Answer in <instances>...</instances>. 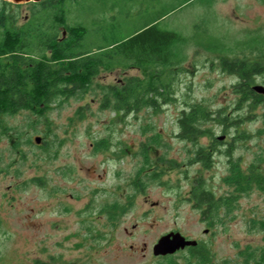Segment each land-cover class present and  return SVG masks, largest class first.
Segmentation results:
<instances>
[{"label": "rangeland", "instance_id": "374dc122", "mask_svg": "<svg viewBox=\"0 0 264 264\" xmlns=\"http://www.w3.org/2000/svg\"><path fill=\"white\" fill-rule=\"evenodd\" d=\"M18 4L20 23L28 19L32 4ZM65 9L69 24L87 28V48L119 41L158 15H164L160 28L193 40L182 49L185 61L173 81L175 100L158 111L115 115L100 107L95 83H116L138 73L115 67L102 70L81 94L41 113L21 110L2 117L0 264H201L188 259V249L152 253L158 238L170 231L199 240L214 263H236L245 250L257 253L264 233L251 221L264 216V191L242 194L233 207L220 210L212 225L190 191L199 179L216 196L232 191L223 181L230 146L241 168L255 162L264 170L261 106L236 109L235 76L220 69L216 53L195 45L197 38L213 35L237 56L254 58L255 52L238 44L250 37L264 39V1L78 0L67 1ZM255 83L263 84V77L256 75ZM193 102L213 111L223 107L228 119L243 118L237 124H220L218 118L204 122L208 134L199 143L210 146L213 137L220 141L207 168L191 162L195 147L178 137L177 117ZM243 131L249 138H236ZM98 140L104 149L95 147ZM155 172L158 176L150 178ZM112 202L123 203L114 220L102 210Z\"/></svg>", "mask_w": 264, "mask_h": 264}, {"label": "trees", "instance_id": "16d2710c", "mask_svg": "<svg viewBox=\"0 0 264 264\" xmlns=\"http://www.w3.org/2000/svg\"><path fill=\"white\" fill-rule=\"evenodd\" d=\"M67 1L78 0L30 1L32 6L28 19L18 23L17 7L20 4L14 3L16 8L10 10L13 3L2 0L0 128L4 127L2 117L21 110L41 113L54 103L81 94L102 70L110 71L115 67L136 69L138 73L125 75L116 83H95L101 108L110 109L115 115L133 113L140 109L158 111L163 105L175 100L173 81L176 70H181L180 65L185 61L182 49L193 40V36L188 38L174 30L160 28L158 22L164 15H158L119 41H113L105 47L87 48V28L82 24L67 22ZM195 45L216 53L220 69L235 76L236 81L231 85L232 92L236 95L235 108L243 105L254 110L261 106L260 115L264 124V94L253 88L254 85L264 86V61L261 59L264 58V39L250 37L238 44L250 54L256 53L252 59L245 54L237 56L236 51L213 35L205 40L197 38ZM229 54L233 56L230 57ZM256 75L263 77V84L255 83ZM227 116L223 107L213 111L200 102L187 103L181 109L177 117L178 137L195 147L191 151V162H200L204 168L210 166L212 153L217 148L216 142L220 141L213 137L214 142L210 146L199 143V139L208 134L202 125L215 118L219 119L220 124L228 121L230 124H237L243 120L242 117L228 119ZM247 136L249 134L243 131L236 138H249ZM101 141L103 143L100 140L95 142V147L99 150L106 147L104 141ZM153 143L157 144L154 140ZM231 152L230 146L225 151L229 156V165L228 172L223 177L224 183L232 188L231 192L216 196L207 188L203 179L193 183L190 191L194 204L202 209L201 212L209 219L210 225L222 208L233 207L242 194H248L253 189L264 191V170L259 169L255 162L246 169L241 168L239 159H233ZM142 154L146 155L145 152ZM146 162L149 160L146 159ZM156 176L158 174L155 172L150 178L154 179ZM32 181L39 183L38 178H32ZM102 208L111 220L123 210L118 205H106ZM251 225L264 233V216L253 219ZM187 248L188 259L194 258L195 262L201 264H218L211 262L210 252L206 247L199 245ZM240 256V261L224 264H264V246L257 253L254 249L245 250Z\"/></svg>", "mask_w": 264, "mask_h": 264}, {"label": "water", "instance_id": "95a60500", "mask_svg": "<svg viewBox=\"0 0 264 264\" xmlns=\"http://www.w3.org/2000/svg\"><path fill=\"white\" fill-rule=\"evenodd\" d=\"M14 3H26V2H37L40 0H7ZM253 88L257 92L264 94L263 85H254ZM221 138V137H220ZM35 141L39 143V137H35ZM206 232V230H204ZM197 241L195 239H188L182 235L179 231H170L166 234L161 235L156 243L152 246V253L155 256H164L168 254H173L177 250L183 249L186 246H196Z\"/></svg>", "mask_w": 264, "mask_h": 264}, {"label": "flooded vegetation", "instance_id": "af4514ba", "mask_svg": "<svg viewBox=\"0 0 264 264\" xmlns=\"http://www.w3.org/2000/svg\"><path fill=\"white\" fill-rule=\"evenodd\" d=\"M218 150H219V149H217V148L214 149V152L212 153V156H213L214 154H216ZM111 204H112L113 206H114V205H115V206H116V205L119 206V205H122L123 203L112 202ZM205 220H206V222H208V223L210 222L209 219H207V218H205ZM205 230H206V229H205ZM186 238H187V237H186ZM188 239H189V238H188ZM195 240H196V239H195ZM196 241H197V245H196V246L201 245V243H200L199 240H196ZM187 247H188V246H186V247H184L183 249H180V250H187V249H188ZM177 251H178V250H177Z\"/></svg>", "mask_w": 264, "mask_h": 264}]
</instances>
